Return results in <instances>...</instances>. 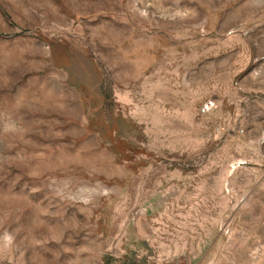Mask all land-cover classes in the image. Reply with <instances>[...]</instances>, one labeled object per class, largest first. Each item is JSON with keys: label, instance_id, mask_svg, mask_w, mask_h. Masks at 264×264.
Wrapping results in <instances>:
<instances>
[{"label": "rangeland", "instance_id": "rangeland-1", "mask_svg": "<svg viewBox=\"0 0 264 264\" xmlns=\"http://www.w3.org/2000/svg\"><path fill=\"white\" fill-rule=\"evenodd\" d=\"M0 264H264V0H0Z\"/></svg>", "mask_w": 264, "mask_h": 264}, {"label": "crops", "instance_id": "crops-1", "mask_svg": "<svg viewBox=\"0 0 264 264\" xmlns=\"http://www.w3.org/2000/svg\"><path fill=\"white\" fill-rule=\"evenodd\" d=\"M69 79L70 78L68 76L65 77V75H63L62 78H61V81H60V85H61L62 89L66 90V92H70V90H73V92L77 94L78 99L81 102L80 104H81L82 109H83L84 114H85L84 115L85 123H83V125H80V124L79 125L81 127L84 126V127H82V128H84V134L87 135L88 133L92 132L94 134V136H95L94 142L99 143L100 144V146H99L100 148H101V145H104V146L110 145L111 146V144L113 142H115V140L118 137H120V134L118 132L119 130L111 129V127H113V126L110 125L111 118L109 117L110 119H107V117H104V114H102L101 112H100V115L95 117V118L89 117L87 115L88 108L86 107L85 102L83 104L82 100L85 101V99H83V97L85 98V96L88 94V92H87L88 89H86L85 87H81L80 83H79V86L76 87V86L73 85V87H72ZM99 83L100 84H99L98 88L100 89V91L105 90L104 81H102V79H99ZM126 85L127 84H125L124 86H126ZM124 88H128V86H126ZM124 88L120 86L119 87V93H122V91H123L122 89H124ZM100 108H103V106L101 105ZM94 110L96 111V109H94ZM97 112H99V111L97 110L96 113ZM80 122H82V121L79 120V123ZM105 128L109 129L107 134L104 131ZM85 129H86V131H85ZM91 129L93 131H91ZM107 136L113 137V140H110V141L107 140L106 139ZM119 145H121V142H117V147L118 148H119ZM110 150L114 153V149L111 148ZM124 156H125V154L121 155V154H117L116 153V154H114V157H111V158H112L113 162L117 161L116 164H118V162L120 160L124 159Z\"/></svg>", "mask_w": 264, "mask_h": 264}, {"label": "built area", "instance_id": "built-area-1", "mask_svg": "<svg viewBox=\"0 0 264 264\" xmlns=\"http://www.w3.org/2000/svg\"><path fill=\"white\" fill-rule=\"evenodd\" d=\"M205 111H206V109H205V108L201 109V112H203V113H204Z\"/></svg>", "mask_w": 264, "mask_h": 264}]
</instances>
